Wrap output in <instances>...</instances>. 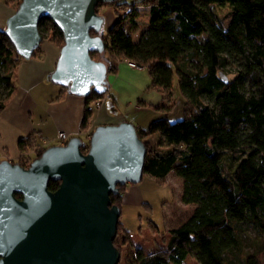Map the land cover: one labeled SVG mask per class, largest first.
Returning <instances> with one entry per match:
<instances>
[{"label":"trees","instance_id":"trees-1","mask_svg":"<svg viewBox=\"0 0 264 264\" xmlns=\"http://www.w3.org/2000/svg\"><path fill=\"white\" fill-rule=\"evenodd\" d=\"M20 1L4 0L14 3L15 9ZM112 3L124 14L116 10L114 22L102 34L109 72L116 62H134L147 69L150 87L166 98L176 76L186 101L181 119H154L137 134L146 147L143 174L160 184L171 173L181 178V201L195 209L185 222L169 230L165 247L146 255L137 249L135 262L182 264L191 256L199 264H260L257 253L246 250V245L264 242V0ZM218 6L231 9L227 28L216 14ZM140 7L149 9V26L135 41L123 21L136 24ZM39 30L42 39L62 46L63 34L50 19L42 18ZM91 56L100 58L97 53ZM22 58L0 30V112L15 91ZM232 62L238 67L231 76L227 67ZM105 93L91 92L86 98L97 101ZM173 106L174 100L168 98L155 109L169 113ZM90 115L86 108L81 128ZM29 142V138L19 140L23 154L12 162L28 166L44 151L35 148L33 156L25 154ZM87 143L84 140L81 147L84 152ZM58 186L59 181L48 184L50 190ZM126 186L110 195L120 209ZM119 233L122 243L128 244L130 234L120 220L116 237ZM114 244L121 252L116 238Z\"/></svg>","mask_w":264,"mask_h":264},{"label":"water","instance_id":"water-1","mask_svg":"<svg viewBox=\"0 0 264 264\" xmlns=\"http://www.w3.org/2000/svg\"><path fill=\"white\" fill-rule=\"evenodd\" d=\"M114 1L21 0L3 31L28 59L42 41L40 20L50 19L63 34L52 82L78 96L103 94L105 21L96 9ZM83 143L48 146L28 166L0 160V264H118L121 209L110 195L141 181L146 147L129 121L98 125L85 152ZM50 181L59 186L50 190Z\"/></svg>","mask_w":264,"mask_h":264},{"label":"crops","instance_id":"crops-1","mask_svg":"<svg viewBox=\"0 0 264 264\" xmlns=\"http://www.w3.org/2000/svg\"><path fill=\"white\" fill-rule=\"evenodd\" d=\"M14 10L12 4L0 0V30L5 28L6 20ZM108 13L113 23L115 13L113 10ZM59 50L55 42L42 39L35 54L18 60L15 91L0 112V160L18 161L23 154L18 146L21 139L29 138L31 143H28L25 154L33 156L35 148L64 144L72 137L86 141L96 126L130 121L129 113L133 111L148 118L145 123L141 120L135 124L138 130L147 128L154 119L169 118L174 108L169 113L155 109V106L167 102V98L161 90L150 87L147 69L132 68L125 60L116 62L115 70L108 72V89L100 100L88 101L84 96L71 94L50 79ZM86 108H90L91 115L85 127L81 128ZM59 131L68 134L66 141L57 138ZM181 193L182 184L180 197ZM141 198L139 186L128 183L122 205L138 204Z\"/></svg>","mask_w":264,"mask_h":264},{"label":"rangeland","instance_id":"rangeland-1","mask_svg":"<svg viewBox=\"0 0 264 264\" xmlns=\"http://www.w3.org/2000/svg\"><path fill=\"white\" fill-rule=\"evenodd\" d=\"M117 1L131 4L137 0ZM11 4L13 7L15 6L14 3ZM112 10L115 14L118 13L116 10H119L121 15L124 14V10L117 7L116 3L112 2L101 3L97 8L98 13L103 16L105 21L102 29L103 32H106L112 24L108 13ZM139 10L140 14L137 17L136 24L130 23L128 20L123 21L124 29L135 41L139 39L142 31L149 26V9L147 7H140ZM216 14L222 26L227 28L232 18L230 7H216ZM237 67L238 65L233 62L227 67L231 76L234 75ZM168 98L170 100H174V109L168 119L170 121L181 119L183 105H185L186 101L185 98L180 95L176 76L173 77L171 93L168 95ZM146 118L147 117L145 115L142 116L141 112L139 113L138 111L129 113V122L132 124L134 123V126L135 124L141 122V120L145 123ZM144 127H146L145 124ZM88 140L89 136H87L86 141ZM181 184V178L173 173L167 177L164 184L158 183L155 179L149 177L148 175H144L141 181L137 183L142 197L140 202H138V204H124L121 208L120 222L124 224L126 230L131 235L130 242L128 244L122 243V233H119L116 237V244L121 249L119 264H137L135 262V251L137 249L142 250L143 254L146 255L155 251L158 247H165L170 235L169 230L178 227L192 215L195 206L181 201ZM134 242L139 245H135ZM246 250L257 253L260 264H264V242L259 241L247 244ZM182 264L199 263L195 258L189 256ZM235 264H240V262L236 261Z\"/></svg>","mask_w":264,"mask_h":264},{"label":"built area","instance_id":"built-area-1","mask_svg":"<svg viewBox=\"0 0 264 264\" xmlns=\"http://www.w3.org/2000/svg\"><path fill=\"white\" fill-rule=\"evenodd\" d=\"M127 63H128V65L130 66V67H132V68H142V67H140V66H138L136 63H134V62H131V61H126ZM116 65V64H115ZM98 100H100V99H98ZM57 138L58 139H60V140H62V141H66L67 139H68V134L66 133V132H64V131H59L58 133H57Z\"/></svg>","mask_w":264,"mask_h":264}]
</instances>
